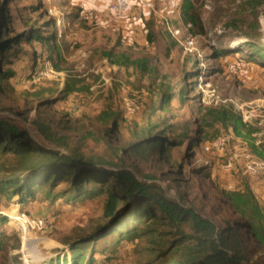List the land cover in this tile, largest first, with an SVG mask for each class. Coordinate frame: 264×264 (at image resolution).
Masks as SVG:
<instances>
[{
  "label": "rangeland",
  "instance_id": "374dc122",
  "mask_svg": "<svg viewBox=\"0 0 264 264\" xmlns=\"http://www.w3.org/2000/svg\"><path fill=\"white\" fill-rule=\"evenodd\" d=\"M191 2L197 20L180 37L146 9L133 39L132 29L119 25L126 15L111 16L107 1L0 0L3 34L20 40L1 63L12 75L1 82L0 118L58 152L82 154L91 168L136 171L156 203L188 200L219 228L236 230L233 247L239 242L249 261L243 264H264V244L229 200L248 190L264 208V170L250 176L242 161L246 153L264 160V0ZM171 16L172 25L184 23ZM132 99L139 107L128 113L125 101ZM38 123L67 140L45 137ZM221 138L222 150L215 146ZM142 142L156 144L139 151ZM233 154L234 166L224 171ZM39 174L30 177L18 155L0 150V264H72L73 253L78 264H169L214 255L189 226L177 229L163 218L148 221L150 233L118 239L116 225L109 226L120 214L131 217L125 205L105 217L106 193L76 195L69 181L33 186L24 200L8 197L12 187L4 182L15 176L34 182ZM146 225L138 224V232ZM179 230L189 238L177 247Z\"/></svg>",
  "mask_w": 264,
  "mask_h": 264
},
{
  "label": "trees",
  "instance_id": "16d2710c",
  "mask_svg": "<svg viewBox=\"0 0 264 264\" xmlns=\"http://www.w3.org/2000/svg\"><path fill=\"white\" fill-rule=\"evenodd\" d=\"M196 15L191 0H182L179 10L180 20L184 23H195L197 20ZM2 21L3 17L0 14V22ZM1 26L0 95L2 94L1 82L7 81L12 75L8 71L1 69L3 56L6 51L11 49L12 45L20 41L17 38H6L3 34L5 27L2 29ZM74 87L72 86L71 89ZM36 125L43 131L45 137L47 136L49 139L63 144L67 140V137L58 135L50 126L42 123ZM162 141L159 140L161 143ZM155 144L142 142L136 145L138 150L142 151L146 145ZM0 150L18 155L22 160V170H28L30 177L40 173V176L33 180L34 182L31 179L26 180L27 177L25 176H15L8 182H4L7 189L12 187L10 194H8L9 198L18 194L24 200L27 197H33V186L43 189L48 185L49 189H52L60 181H69L76 195L93 196L105 192L106 199L103 207L105 217H111L116 214L119 203L125 205L132 218L129 217L126 221L123 214H120L122 216L116 218L109 226L110 228L114 224L116 225L115 228H111V231L117 234L118 239L125 236L136 238L145 230L150 233L151 223L148 221H160L163 218L168 225L177 229H180L181 226H189L195 235L200 237L199 245L203 248H212L214 251L211 259L207 255L200 256L195 253L191 259L172 260L169 264H243V262H249L241 252L239 242L236 243V248L233 247L232 237L233 235L237 236L236 230L231 229L227 232L219 228L214 220L202 214L188 200L183 198L178 200L165 199L160 201V203L157 201V204L154 193L151 192L153 187L148 185L134 170L122 169L113 172L91 168V164H93L91 159L82 154L76 156L49 148L33 137L25 127L4 118H0ZM34 158H40L41 160L34 165L30 164L29 161ZM111 181L116 183L113 189L107 188ZM87 184L90 186L87 187ZM229 200L247 216L249 220L248 226L253 235L264 244V208L261 209L257 205L253 194L248 190L232 192L229 195ZM141 222L143 224L146 222L148 225L139 229L140 232H138L137 225ZM131 223L132 226H130ZM178 233L180 234V240H178L177 247L183 245L189 238L180 230ZM79 256V253L78 255L73 253L72 264H78Z\"/></svg>",
  "mask_w": 264,
  "mask_h": 264
},
{
  "label": "built area",
  "instance_id": "2783aa9c",
  "mask_svg": "<svg viewBox=\"0 0 264 264\" xmlns=\"http://www.w3.org/2000/svg\"><path fill=\"white\" fill-rule=\"evenodd\" d=\"M135 4L139 9H150L152 10L158 17H160L166 25V29L173 37H180L182 33V29L188 30L190 27V23H182L181 26L172 25L169 22V19L172 18V13L176 12L179 14L180 6L182 0H109L107 5V10L116 19H123L126 15L129 8L132 4ZM126 111L128 113L135 112L138 107V101L126 100L125 101ZM225 144V139L221 138L216 143L215 146L217 149H223ZM243 156V167L246 174L250 176H254L259 174L262 170H264V160L256 158L251 154H242ZM237 156L233 154L228 157L224 165L222 166L224 171H230L234 166V162ZM227 188H231L228 184Z\"/></svg>",
  "mask_w": 264,
  "mask_h": 264
},
{
  "label": "crops",
  "instance_id": "0c3cea01",
  "mask_svg": "<svg viewBox=\"0 0 264 264\" xmlns=\"http://www.w3.org/2000/svg\"><path fill=\"white\" fill-rule=\"evenodd\" d=\"M100 1H107V5L109 3V0H100ZM140 13H142L143 15H145L147 13L146 9H139L137 6H135V4L133 3L132 6L129 8V10L126 13V17L125 20L120 22L119 25L123 28V29H129L131 28V34L133 39H135L134 37L137 35V33L134 31V28H138L142 25V23H138L135 20H140ZM133 20L134 22H131L129 20Z\"/></svg>",
  "mask_w": 264,
  "mask_h": 264
},
{
  "label": "bare ground",
  "instance_id": "6f19581e",
  "mask_svg": "<svg viewBox=\"0 0 264 264\" xmlns=\"http://www.w3.org/2000/svg\"><path fill=\"white\" fill-rule=\"evenodd\" d=\"M60 25V24H59Z\"/></svg>",
  "mask_w": 264,
  "mask_h": 264
}]
</instances>
